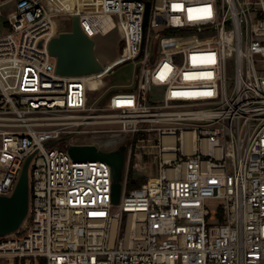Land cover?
Instances as JSON below:
<instances>
[{"label": "built area", "instance_id": "1", "mask_svg": "<svg viewBox=\"0 0 264 264\" xmlns=\"http://www.w3.org/2000/svg\"><path fill=\"white\" fill-rule=\"evenodd\" d=\"M97 2L71 19L92 40L118 30L119 59L137 66L130 88L96 104L89 96L104 88L103 70L55 72L47 48L60 14L48 0H14L7 14L0 196L35 155L28 215L0 237V259L264 264V0ZM97 137L104 146L91 143ZM84 146L125 147L118 204L110 165L68 154Z\"/></svg>", "mask_w": 264, "mask_h": 264}, {"label": "water", "instance_id": "2", "mask_svg": "<svg viewBox=\"0 0 264 264\" xmlns=\"http://www.w3.org/2000/svg\"><path fill=\"white\" fill-rule=\"evenodd\" d=\"M47 49L56 59L55 72L58 75L83 76L100 73L103 70L94 55V41L82 32L77 16L71 19L70 31L58 33L49 41ZM124 151V146L110 153H102L95 147L84 146L71 147L68 154L74 160H102L110 165L112 178L110 198L111 203L116 205L121 196ZM34 155L35 152L24 161L12 192L0 196V237L17 232L28 215L29 167Z\"/></svg>", "mask_w": 264, "mask_h": 264}, {"label": "rangeland", "instance_id": "3", "mask_svg": "<svg viewBox=\"0 0 264 264\" xmlns=\"http://www.w3.org/2000/svg\"><path fill=\"white\" fill-rule=\"evenodd\" d=\"M48 4L51 9L60 14L56 19L59 33L70 31L71 16L75 15L78 11L96 10L98 8L97 0H48ZM9 11V5L0 8V36L5 32L4 25ZM93 41L94 55L103 68V72L99 77L104 85L101 91L91 93L89 96L90 102L96 104L112 91L127 90L130 88L131 84L134 82L137 65L135 62L125 63L119 59V53L123 43L118 30H114L104 36L95 35ZM162 90L163 89L153 88L152 93L160 98ZM91 140V143L100 148L105 145L107 138L97 137ZM119 142H117L114 147H116ZM141 177L144 176H138V178ZM134 188V186L129 184L127 191ZM217 207L218 203L216 201H212L207 205L209 210H217ZM0 264H39V261L34 259L2 258L0 259Z\"/></svg>", "mask_w": 264, "mask_h": 264}, {"label": "crops", "instance_id": "4", "mask_svg": "<svg viewBox=\"0 0 264 264\" xmlns=\"http://www.w3.org/2000/svg\"><path fill=\"white\" fill-rule=\"evenodd\" d=\"M1 1L3 2V6L2 7L9 5L10 6V11H12L14 9V0H1ZM4 28H5V32H6L8 30V26H7L6 22H5Z\"/></svg>", "mask_w": 264, "mask_h": 264}, {"label": "trees", "instance_id": "5", "mask_svg": "<svg viewBox=\"0 0 264 264\" xmlns=\"http://www.w3.org/2000/svg\"><path fill=\"white\" fill-rule=\"evenodd\" d=\"M131 175V174H130ZM142 182V180L140 179V180H138V181H136V182H129V184H131L132 186H134V187H137V186H139V184ZM40 264H43V261L41 260L40 261Z\"/></svg>", "mask_w": 264, "mask_h": 264}, {"label": "snow or ice", "instance_id": "6", "mask_svg": "<svg viewBox=\"0 0 264 264\" xmlns=\"http://www.w3.org/2000/svg\"><path fill=\"white\" fill-rule=\"evenodd\" d=\"M177 7H178V6H177ZM210 14H211V13H210V11H209V12L207 13V15H209V16H210ZM191 18H192V17L190 16V19H191Z\"/></svg>", "mask_w": 264, "mask_h": 264}, {"label": "bare ground", "instance_id": "7", "mask_svg": "<svg viewBox=\"0 0 264 264\" xmlns=\"http://www.w3.org/2000/svg\"><path fill=\"white\" fill-rule=\"evenodd\" d=\"M94 19V18H93ZM60 26V25H59ZM87 26H88V28L90 29V27H89V24H87Z\"/></svg>", "mask_w": 264, "mask_h": 264}]
</instances>
